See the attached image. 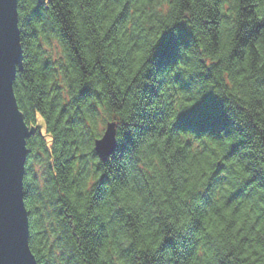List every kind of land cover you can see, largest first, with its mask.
I'll use <instances>...</instances> for the list:
<instances>
[{"label":"trees","instance_id":"obj_1","mask_svg":"<svg viewBox=\"0 0 264 264\" xmlns=\"http://www.w3.org/2000/svg\"><path fill=\"white\" fill-rule=\"evenodd\" d=\"M17 11L36 264H264V0ZM110 121L117 147L101 161Z\"/></svg>","mask_w":264,"mask_h":264},{"label":"water","instance_id":"obj_2","mask_svg":"<svg viewBox=\"0 0 264 264\" xmlns=\"http://www.w3.org/2000/svg\"><path fill=\"white\" fill-rule=\"evenodd\" d=\"M17 6L18 0H0V264H36L23 201L26 139L33 130L24 123L13 93L16 72L23 67ZM116 133L117 123L110 121L94 140L99 160L116 151Z\"/></svg>","mask_w":264,"mask_h":264},{"label":"rangeland","instance_id":"obj_3","mask_svg":"<svg viewBox=\"0 0 264 264\" xmlns=\"http://www.w3.org/2000/svg\"><path fill=\"white\" fill-rule=\"evenodd\" d=\"M44 49L47 54L53 57V59H57L60 54V49L55 42H53L50 47L44 46ZM104 128L105 126L100 129L101 134L103 133ZM31 169L36 174L38 181L42 183V169L39 167V165L37 163H33L31 164Z\"/></svg>","mask_w":264,"mask_h":264}]
</instances>
